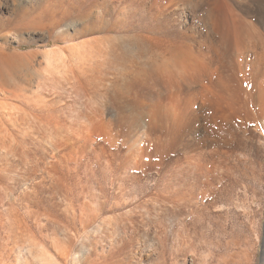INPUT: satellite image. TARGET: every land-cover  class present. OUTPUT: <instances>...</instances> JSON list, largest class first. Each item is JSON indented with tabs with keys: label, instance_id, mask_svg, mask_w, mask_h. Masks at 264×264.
Wrapping results in <instances>:
<instances>
[{
	"label": "rangeland",
	"instance_id": "obj_1",
	"mask_svg": "<svg viewBox=\"0 0 264 264\" xmlns=\"http://www.w3.org/2000/svg\"><path fill=\"white\" fill-rule=\"evenodd\" d=\"M151 1L0 0V264H262L264 119L226 91L196 94L192 113L227 147L188 152L175 126L145 127L187 105L144 87L170 48L212 38ZM252 8L238 11L254 24ZM200 154L210 179L178 202Z\"/></svg>",
	"mask_w": 264,
	"mask_h": 264
},
{
	"label": "bare ground",
	"instance_id": "obj_2",
	"mask_svg": "<svg viewBox=\"0 0 264 264\" xmlns=\"http://www.w3.org/2000/svg\"><path fill=\"white\" fill-rule=\"evenodd\" d=\"M151 2H154L153 4L157 9V11L161 12L162 14L163 12L166 13L167 11L169 12V10L172 9H173L172 11L178 10L179 8H182L181 10H186L189 13V15H191V18H193L195 22L200 23V25H203L205 28H207V31L208 30L210 31L211 33L210 35H212L211 36L212 38L209 39L210 36L209 38L207 36L209 41L206 42L205 40L206 44H204L206 45L207 50L205 52H199L198 54H195L193 51H191V49H188L187 48L188 43L185 41H184L185 45L184 44L181 46L175 45L176 47L174 46L172 47V49L171 48L170 50L168 49L169 50L168 54H166L165 58L163 57L164 60L161 61L162 64L160 66L158 65L157 67L156 70L157 73L153 78H151L153 79L152 82L145 83L144 87H146L147 90L148 89L156 90L159 92V94L161 93L170 94L171 99L168 100L169 101L168 104L170 103V105L171 103H173L174 105L175 103L174 100L177 99V98L175 99L174 97L173 99L172 95L174 96V94L185 93V95H188V98H186L187 105L185 104L186 107L184 106L185 109L184 112L182 113L183 116L181 117L180 121L177 119L178 117L175 116L176 110L175 111L173 110L174 114L172 112H166V113L164 112L165 120L160 121L163 123L160 124L158 123V125H155L154 124L155 122L154 123L152 122L150 116V118L146 120L145 127L148 126L150 128V132L152 130L155 131V133H158L163 131L164 127H166V124L175 126L177 128L176 130L177 133L183 132L182 142L184 143V147L188 152H191L192 150L196 149V147H201L204 145H210L216 147L222 145L224 147H227L228 144L226 143V141L224 140L222 141L223 138H221V136L218 135V133L215 132L214 129H212L211 131L207 130L206 133L205 132L200 133L199 131L200 129L199 130L196 129L194 125L195 117L192 113V108L194 107V103H195L194 99L196 97V94L203 95L207 93H214V92L221 93L226 91L229 93L236 92L238 94L243 95L244 97L242 98H245L250 105L257 106L256 108H258L257 111L258 117L256 118L262 117L264 119V0H250V1L244 0L243 5H239V6L235 4L236 2L235 0H233V3L232 0H153ZM221 2L223 3L224 6L223 9L219 8V6L221 7L220 5ZM244 7H248V8L254 7L252 8V11L257 14L256 16H258V22L253 24L245 21V19L242 16L243 14L241 15L240 12L238 11V9H242V8L244 9ZM189 36H187V38ZM192 37L193 36H191V38ZM248 66H250L251 69L250 73L247 70ZM247 75L249 76L246 77ZM234 79H236V81H234ZM164 96L166 97V95ZM205 97L206 95L205 96L203 95V98ZM218 98H220V96ZM160 99L161 97H159V100ZM161 103L163 104V102ZM159 107L161 108V106ZM168 108L165 109L168 110ZM135 111L136 110H134V112ZM144 111H146V109ZM140 112H142V110ZM249 117L251 119L252 118L254 119V115L252 114V112L249 113ZM222 118L224 121H227L228 119L226 118V116H223ZM125 123L127 128L132 127L134 124L132 120L130 121L128 119H125ZM204 133L207 134V137H201V134ZM150 135L152 136V134ZM197 137H199L200 140L196 141ZM202 138L205 140H203ZM185 159H187L188 170L186 173L184 172L180 176V178L179 176L177 177V180L179 179V183H177L176 189L186 191L187 194L185 192V194L180 196V198H178V202L179 200H183V199L185 200L187 195L192 191V189H194V187L200 188L201 185L205 184L206 182H203L204 179L206 181H209L210 179V176L208 174V165L206 164V160H205V154H200L196 157L188 156ZM225 179L226 177L223 180H221V182H224ZM204 193H205L204 196L207 195L206 194L207 192ZM191 199L192 198H190L189 200ZM186 205L187 207L190 208L189 210L191 212L193 208L191 201H189ZM198 208L201 209V206H198ZM195 214H196L195 216L197 222H195L194 225L202 226L201 211L200 214L197 213ZM257 225L260 226V224ZM259 226L256 228H259ZM257 230L259 231V229ZM256 231L255 233L257 234L258 232ZM235 244L237 243L235 242ZM262 264H264V251L262 257Z\"/></svg>",
	"mask_w": 264,
	"mask_h": 264
}]
</instances>
